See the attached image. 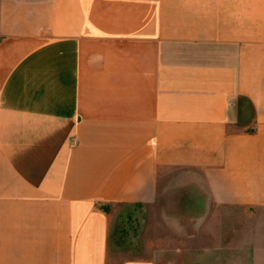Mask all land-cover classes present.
<instances>
[{
  "label": "crops",
  "instance_id": "0c3cea01",
  "mask_svg": "<svg viewBox=\"0 0 264 264\" xmlns=\"http://www.w3.org/2000/svg\"><path fill=\"white\" fill-rule=\"evenodd\" d=\"M126 206L123 264H264V0H0V264H108Z\"/></svg>",
  "mask_w": 264,
  "mask_h": 264
},
{
  "label": "rangeland",
  "instance_id": "374dc122",
  "mask_svg": "<svg viewBox=\"0 0 264 264\" xmlns=\"http://www.w3.org/2000/svg\"><path fill=\"white\" fill-rule=\"evenodd\" d=\"M178 183V182H176ZM169 198H171L169 196ZM185 201L187 199L186 194H182L180 197H174V199ZM166 211V210H165ZM192 211V210H191ZM184 212L187 214V209H179L174 208V210H167V213L170 216H176ZM140 220V213L138 207H123L119 209L112 225V241L110 243V253L108 256V264H123L124 261L129 259H136L139 257L140 254L144 255L141 251L139 252L138 249V231H139V222ZM176 220V219H175ZM156 218V210L152 209L150 211L149 222H148V241L149 238L152 241L153 245V238L155 232V224L157 223ZM181 222V225H180ZM180 222L176 221V223L171 225L169 223H164L160 226V229L163 233H171V231L176 230L178 227L181 228V232H186L188 227H186V222L183 219H180ZM183 222V223H182ZM147 241V242H148ZM150 245V248H151Z\"/></svg>",
  "mask_w": 264,
  "mask_h": 264
}]
</instances>
